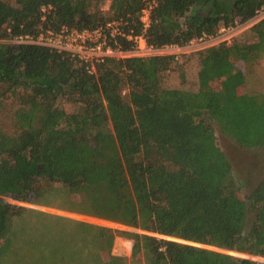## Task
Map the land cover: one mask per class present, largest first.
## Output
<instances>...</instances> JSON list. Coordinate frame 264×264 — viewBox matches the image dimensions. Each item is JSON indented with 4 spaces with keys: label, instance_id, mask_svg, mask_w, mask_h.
Wrapping results in <instances>:
<instances>
[{
    "label": "trees",
    "instance_id": "trees-1",
    "mask_svg": "<svg viewBox=\"0 0 264 264\" xmlns=\"http://www.w3.org/2000/svg\"><path fill=\"white\" fill-rule=\"evenodd\" d=\"M147 3L0 0V39L115 19L155 48L183 46L250 20L264 0H155L145 27ZM253 31L255 42L199 52L197 92L164 85L173 54L109 57L90 72L67 52L0 41V108L17 103L14 132L0 127V264L17 259L9 255L19 223L44 213L6 197L34 205L54 198L70 211L166 236L123 231L133 246L130 258L120 257L111 254L112 229L73 220L86 228L62 242L63 252L79 264H264L228 252L264 257V178L241 197L214 133L217 124L242 148H264V95L238 92L245 76L234 63L264 50V21Z\"/></svg>",
    "mask_w": 264,
    "mask_h": 264
},
{
    "label": "rangeland",
    "instance_id": "rangeland-1",
    "mask_svg": "<svg viewBox=\"0 0 264 264\" xmlns=\"http://www.w3.org/2000/svg\"><path fill=\"white\" fill-rule=\"evenodd\" d=\"M150 3H152V0H148V4ZM108 5V3L104 5L105 10L108 9ZM256 24H258V22L254 19L247 21L238 20L233 27L223 31L217 38L202 36L193 39L183 46H164L157 52L148 51L144 45V49H139V45H134L132 49L124 50V54H117L116 58L173 54L175 56V61L170 69L165 72L163 80L164 85L169 88L197 92L200 89L199 71L201 70L199 52L222 42L228 44L237 41L241 43L255 42L254 40H256L257 37L255 38L253 30ZM217 33H219V30ZM5 40L6 42H11V39ZM260 54L259 57L250 61H245L239 56L234 59V63L237 67L236 69H240L245 76V83L238 88L239 93L248 92L252 95H264V50H261ZM213 84L218 86L219 81H215ZM124 94H128L127 89H125ZM16 105L17 103L14 99H7L0 108V127L11 134L15 130L14 110ZM61 106L65 107L67 110L74 109V104L65 100H63V102L61 101ZM214 133L217 145L231 161L234 174L241 184L239 185V194L241 197H245V195L264 178V148H242L233 138L224 134L217 124H214ZM5 200L11 203H18V201L7 197ZM20 203H23L24 206L27 207L34 205L26 202ZM37 206L51 207L65 211L71 210L70 206L54 198H46L43 204L33 206L44 213L34 214L35 219L29 218L25 222L22 221L19 223V230L15 231L13 235L14 246L12 254L9 255L10 258L16 257L17 259L8 262V264H79L77 261L72 260V257L67 253L63 252V249H66L67 246L62 243L63 241L69 242V240L76 238V236L86 228V226L77 225V223L73 221H82L79 220V218L90 220L92 223L112 229L115 233V237L111 251L115 252L114 254L120 257L130 258L133 246V240L124 235L122 233L123 231L153 234L161 238H166V236L157 233L148 232L90 215L83 216L79 214L75 217L65 212H62L65 214L48 212ZM228 252L234 256H248L258 262L264 263V257L261 256H249L237 251ZM106 260L110 261L111 259L109 256H106ZM85 262L82 264H86ZM110 264H117V261H114V263L111 262Z\"/></svg>",
    "mask_w": 264,
    "mask_h": 264
},
{
    "label": "built area",
    "instance_id": "built-area-1",
    "mask_svg": "<svg viewBox=\"0 0 264 264\" xmlns=\"http://www.w3.org/2000/svg\"><path fill=\"white\" fill-rule=\"evenodd\" d=\"M153 4H155V0H152L150 4L147 3L142 13L141 19L145 27L150 24V10ZM45 10L46 8H44ZM251 19L256 20L258 23L264 21V5ZM233 26L223 25L216 35H205L204 37L217 38L223 31L229 30ZM122 39L133 41L134 45H139V49H144L143 45L148 51L152 52L161 49L148 44L144 34L134 35L126 32L122 21L115 19L108 20L104 24L93 28L63 25L55 29L49 26H41L37 34L17 35L11 38V42L43 45L67 52L82 61L90 72H94L97 63L109 57H116L119 53L124 54L121 44ZM0 41L6 40L0 39Z\"/></svg>",
    "mask_w": 264,
    "mask_h": 264
},
{
    "label": "crops",
    "instance_id": "crops-1",
    "mask_svg": "<svg viewBox=\"0 0 264 264\" xmlns=\"http://www.w3.org/2000/svg\"><path fill=\"white\" fill-rule=\"evenodd\" d=\"M16 204H19V205H21V204H23V203H20L19 201H18V203H16ZM23 206H24V204H23ZM33 206H36V205H33ZM33 206H30V207H32V208H36V207H33ZM29 207V206H28ZM38 208H41L42 210H45V211H48V212H54V213H62V212H65L66 214H68V215H70V216H75V217H77L76 215H79V214H82L83 216L84 215H86V216H89V215H87V214H84V213H80V212H73V211H65V210H60V209H56V208H51V207H45V206H37ZM65 213H62V214H65ZM81 216V215H80ZM79 217V216H78ZM78 219V218H77ZM79 220H82V221H86V222H89V223H92V222H90V220H86V219H83V218H79ZM95 224V223H94ZM115 252H113V251H111V254L112 255H117V254H114Z\"/></svg>",
    "mask_w": 264,
    "mask_h": 264
}]
</instances>
